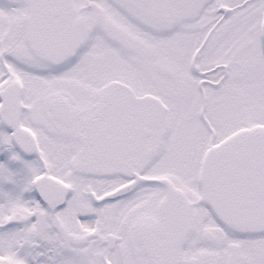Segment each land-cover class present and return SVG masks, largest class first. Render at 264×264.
Masks as SVG:
<instances>
[{
    "label": "snow or ice",
    "instance_id": "snow-or-ice-1",
    "mask_svg": "<svg viewBox=\"0 0 264 264\" xmlns=\"http://www.w3.org/2000/svg\"><path fill=\"white\" fill-rule=\"evenodd\" d=\"M0 264H264V0H0Z\"/></svg>",
    "mask_w": 264,
    "mask_h": 264
}]
</instances>
